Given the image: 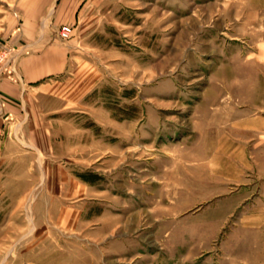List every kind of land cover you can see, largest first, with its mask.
Returning a JSON list of instances; mask_svg holds the SVG:
<instances>
[{
    "label": "rangeland",
    "instance_id": "obj_1",
    "mask_svg": "<svg viewBox=\"0 0 264 264\" xmlns=\"http://www.w3.org/2000/svg\"><path fill=\"white\" fill-rule=\"evenodd\" d=\"M73 27L52 112L0 145V264H264V0H91Z\"/></svg>",
    "mask_w": 264,
    "mask_h": 264
},
{
    "label": "crops",
    "instance_id": "obj_2",
    "mask_svg": "<svg viewBox=\"0 0 264 264\" xmlns=\"http://www.w3.org/2000/svg\"><path fill=\"white\" fill-rule=\"evenodd\" d=\"M90 3L91 0H20L15 28H9V42L26 46L29 53L18 62L20 82L5 79L0 83V95L5 100V107H0V145L13 140V135L18 136L25 123L33 128L36 115L52 112L39 108L48 103L45 95L70 73V48L74 47L73 40L68 43L60 39L58 30L63 25L75 26ZM68 106L66 101L53 111ZM65 138L73 136L67 134ZM250 259L242 260V264Z\"/></svg>",
    "mask_w": 264,
    "mask_h": 264
},
{
    "label": "built area",
    "instance_id": "obj_3",
    "mask_svg": "<svg viewBox=\"0 0 264 264\" xmlns=\"http://www.w3.org/2000/svg\"><path fill=\"white\" fill-rule=\"evenodd\" d=\"M74 35L72 25H63L59 29V37L62 41L70 40ZM29 53L26 46L15 47L7 42L0 41V83L9 79L13 82H20L18 62L24 54ZM0 107H5V100L0 95Z\"/></svg>",
    "mask_w": 264,
    "mask_h": 264
},
{
    "label": "bare ground",
    "instance_id": "obj_4",
    "mask_svg": "<svg viewBox=\"0 0 264 264\" xmlns=\"http://www.w3.org/2000/svg\"><path fill=\"white\" fill-rule=\"evenodd\" d=\"M259 37H260V36H259ZM259 37H258V38H259ZM262 61H263V60H262ZM204 166H205V165H204ZM204 177H205V176H204ZM198 179H199V178H198ZM215 179H216V178H215ZM216 180H217V179H216ZM218 181H219V180H218Z\"/></svg>",
    "mask_w": 264,
    "mask_h": 264
}]
</instances>
